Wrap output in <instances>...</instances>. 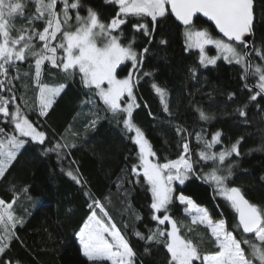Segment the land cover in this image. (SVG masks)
Wrapping results in <instances>:
<instances>
[{
  "label": "trees",
  "instance_id": "obj_1",
  "mask_svg": "<svg viewBox=\"0 0 264 264\" xmlns=\"http://www.w3.org/2000/svg\"><path fill=\"white\" fill-rule=\"evenodd\" d=\"M254 3L252 59L259 63L257 53L264 50V0H254ZM81 5L80 12L91 8L105 21L118 11V5L110 0H81ZM28 10L32 11V3ZM14 23L17 28L28 26L24 19L18 18ZM195 24L197 28H209L219 35L200 17ZM122 27L125 36L131 38L134 31L131 25ZM184 33L185 28L171 14L157 21L150 36L135 33L134 48L141 53L147 48L148 52L143 54L142 64L133 70L134 79L138 78L134 94L140 105L134 110V122L143 130L161 162L178 158L179 144L184 138L189 142L192 160L197 161L198 153L204 148L203 143L197 141V134L211 140L215 132H221V143L211 149L213 152L240 140V155H233L225 162V165L232 164L228 183L239 187L250 202L264 206V99H247L241 68L234 63L219 59L215 65H200L199 51L187 47ZM36 46L39 48L40 43ZM209 50L215 51L214 48ZM30 63L34 66L31 58L20 63L22 74L29 72ZM132 67L131 62L125 63L118 69V75L127 76ZM193 67L195 75L191 71ZM43 79L50 84L63 82L67 87L55 98L46 116H40L35 106L27 110L29 119L46 134L45 142L40 144L24 138L26 143L0 178V199L6 202L15 199L14 213L23 220L14 230L18 239L12 240L10 248L0 255V261L4 264H93L83 256L78 239L79 229L92 211L88 207L92 203L90 195L104 205L111 222L129 239L137 253L136 264H169L170 253L163 240L149 241L135 235L139 231L147 237L157 228L170 231L171 225H159L152 219L151 194L142 178L131 171V166L137 163L138 151L130 139L134 133H126L111 113L104 112L102 101L97 97L92 99L99 108L84 103L89 94L80 85L78 76L65 78L46 62ZM249 82L254 83L255 78ZM14 83L16 103L23 107L24 100L20 97L26 94L29 104H34L38 95L34 80L22 75L21 80ZM153 84L166 87L168 112H164ZM232 93L235 97L230 99ZM244 104H247V115L240 116L237 109ZM9 107L12 111L15 105ZM197 109L211 119L201 120ZM94 113H98L99 118L95 126L90 127L89 122L96 119ZM0 127H4L2 118ZM177 127L185 131L178 134ZM7 130L11 134L10 129ZM57 142L68 147L49 151ZM211 167L210 162L197 163L194 173L183 185L175 184L173 203L166 213L178 221L180 234L198 243L204 253L215 250L210 230L204 225H192L184 211L185 205L176 199V194L183 193L197 205L206 207L214 221L223 217L229 230H233L238 223L236 213L217 195L215 186L201 178V172L207 173ZM69 171L81 182L68 176ZM241 233V229H236L234 235L240 239ZM242 247L247 251L246 245Z\"/></svg>",
  "mask_w": 264,
  "mask_h": 264
},
{
  "label": "snow or ice",
  "instance_id": "obj_2",
  "mask_svg": "<svg viewBox=\"0 0 264 264\" xmlns=\"http://www.w3.org/2000/svg\"><path fill=\"white\" fill-rule=\"evenodd\" d=\"M110 2L118 5V11L105 21L91 8H87V14L81 16V0H61L60 11L57 10L58 0H31L32 11L28 10V4L22 0H0V118L4 123V127H0V137H3L0 138V178L26 143L24 138L40 144L45 142L46 134L39 131L29 119L27 110L35 106L40 116H46L55 98L67 87L63 82L50 84L43 79L47 62L65 78L78 76L80 85L89 94V99L84 103L99 108L92 99L97 97L102 101L104 112L111 113L123 125L126 133H134L130 139L138 151L137 163L131 166V171L142 178L147 185L146 190L151 194L152 219L159 225H171L170 231L157 228L150 231L147 237L137 231V237L149 241L163 240L170 253L169 264H194L196 261L200 264H264V206L250 202L239 187L228 183L232 175V164L225 165V162L233 155H240L241 141L237 140L219 152H213L211 149L221 143V132H215L211 140L197 134V141L204 145L198 153L197 161L192 160L189 142L184 138L179 144L181 152L178 158L161 162L151 142L133 119L134 110L140 107L134 94L138 78L134 79L132 74L118 77V69L122 65L130 61L133 67H138L143 62V54L148 52L147 48L142 53L134 48L135 33L150 36L157 21L171 14L185 28L187 47L198 49L200 65H215L221 58L234 63L241 68L243 89L248 92L247 99H264V50L257 53L260 62H255L252 59L255 46L250 45L248 40L253 35L254 0ZM198 14L213 21L223 38L213 36L207 29H197L194 18ZM18 18L27 21L28 26L17 28L14 21ZM129 24L134 30L131 38L125 36L122 27ZM37 43H40L39 48ZM209 45L215 47L218 56L206 54ZM30 58L34 60V66L30 63L29 72L22 74L19 65ZM191 71L195 75L196 68L193 67ZM22 75L33 79L38 91L32 105L26 99V94L20 97L24 100L23 107L16 103L17 89L14 83L21 80ZM252 78H255L254 83L249 82ZM152 87L160 98L164 112H168L166 87L157 84ZM233 97L235 93L231 94L230 99ZM10 105H15L14 110L10 111ZM246 108L247 104H244L237 109L240 116L247 115ZM197 111L201 120L211 119L203 110ZM94 115L96 119L89 122L90 127H94L99 118L98 113ZM7 129H10L11 134ZM176 131L182 134L185 130L177 127ZM65 147L68 145L57 142L49 151ZM200 162L211 163L212 167L207 173L201 172V178L216 186L215 191L238 217L235 228L229 230L223 217L214 221L206 207L197 205L183 193L176 194V199L185 205L184 211L191 218L192 225H204L210 230L215 250L206 253L201 252L199 244L191 238L182 236L178 221L166 214L173 203L174 184L178 182L183 185L189 175L194 173V165ZM67 175L77 183L81 182L71 171ZM89 199L92 203L88 207L92 211L78 232L83 256L93 264H102L103 261H110L111 264H136L137 253L129 239L111 222L104 205L90 195ZM15 202V199L12 202L0 199V255H4L10 248L12 240L18 239L14 230L17 224L23 223L22 218L14 213ZM96 209L102 215H98ZM161 212L165 214L158 215ZM236 229L242 230L240 239L234 235ZM187 230L193 231L192 228ZM243 234H251L253 238H245ZM242 245L247 246V251ZM0 264L4 262L0 261Z\"/></svg>",
  "mask_w": 264,
  "mask_h": 264
},
{
  "label": "rangeland",
  "instance_id": "obj_3",
  "mask_svg": "<svg viewBox=\"0 0 264 264\" xmlns=\"http://www.w3.org/2000/svg\"><path fill=\"white\" fill-rule=\"evenodd\" d=\"M22 2H24V3H27L28 5L31 3V0H22ZM58 5H60V7L58 6ZM57 10L58 11H60V10H62V3H61V0H58V3H57ZM75 11V10H74ZM87 14V12H84V13H82V12H80V15L81 16H85ZM72 23L74 24L75 23V21L73 20L72 21ZM197 29H199V30H202V29H207L210 33H212V35L213 36H216V37H221V38H223L222 36H220V35H216V34H214L213 32H211V30L209 29V28H197ZM210 48H214L215 49V47L214 46H212V45H209V46H207L206 47V54L208 55V56H218L219 55V53L217 52V50L215 49V51L214 52H211L209 49ZM190 49V48H189ZM191 49H195V48H191ZM198 50V49H197ZM222 59V58H221ZM219 60V59H218ZM217 60V61H218ZM128 62H130V61H128ZM127 63V62H126ZM134 68L135 67H132V69H131V72L129 73V74H132L133 75V78L135 77L134 76ZM128 74V75H129ZM118 77L119 78H124L125 76H119L118 75ZM14 110V109H13ZM191 175V174H190ZM189 175V176H190ZM176 183H178V182H176ZM175 183V184H176ZM175 184H174V188H175ZM214 185V184H213ZM215 186V185H214ZM215 188H216V186H215ZM216 193H217V195L218 196H220L219 194H218V192L216 191ZM220 197H222V196H220ZM97 212H98V215H102V213H99V210H97ZM105 220H106V222H107V219L105 218ZM78 239H79V237H78Z\"/></svg>",
  "mask_w": 264,
  "mask_h": 264
},
{
  "label": "water",
  "instance_id": "obj_4",
  "mask_svg": "<svg viewBox=\"0 0 264 264\" xmlns=\"http://www.w3.org/2000/svg\"><path fill=\"white\" fill-rule=\"evenodd\" d=\"M254 8H255V3H253V13H254ZM174 17V16H173ZM197 17H200V18H202L203 20H205L206 22H208L209 24H211L212 25V27L215 29V31L220 35V36H222V34L221 33H219V30L215 27V24H214V22L213 21H210V20H208V18H206V17H203L202 16V14H198V16ZM196 17V18H197ZM175 18V17H174ZM196 18H194V23H195V20H196ZM176 20V19H175ZM177 21V20H176ZM179 24H180V22L179 21H177ZM254 24H255V13H254V20H253V35H251L250 37H248V40H249V43H250V45H252V40H253V38H254ZM181 25V24H180ZM181 26H183V25H181ZM184 27V26H183ZM223 37V36H222ZM226 39V38H225ZM238 218V217H237ZM248 235H251V234H248Z\"/></svg>",
  "mask_w": 264,
  "mask_h": 264
}]
</instances>
